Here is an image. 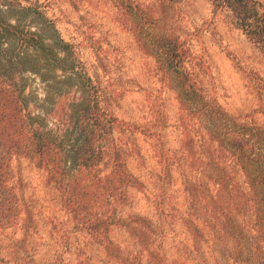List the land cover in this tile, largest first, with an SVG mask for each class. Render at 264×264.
<instances>
[{
	"label": "rangeland",
	"instance_id": "rangeland-1",
	"mask_svg": "<svg viewBox=\"0 0 264 264\" xmlns=\"http://www.w3.org/2000/svg\"><path fill=\"white\" fill-rule=\"evenodd\" d=\"M0 2L8 22L49 46H26L23 66L2 68L23 100V150L6 138L12 124L0 122V264H240L255 233L250 183L264 196V34L252 37L213 0ZM55 58H67L66 69ZM76 85L88 96L96 90L118 120L126 175L108 197L105 171L81 176L87 221L75 218L58 184L77 166L63 154L76 145L68 106ZM64 89L72 95L59 98ZM13 107L6 102L11 118ZM40 127L63 141L66 174L55 181L30 144ZM219 192L233 202L226 232L210 211Z\"/></svg>",
	"mask_w": 264,
	"mask_h": 264
},
{
	"label": "trees",
	"instance_id": "trees-1",
	"mask_svg": "<svg viewBox=\"0 0 264 264\" xmlns=\"http://www.w3.org/2000/svg\"><path fill=\"white\" fill-rule=\"evenodd\" d=\"M213 1L218 5L228 7L232 17L236 19L239 25L247 27L248 33L252 37H256L257 35L260 39L263 37L264 11L259 13V10L264 9V0ZM1 4L3 5V2H0V122L9 121V123L12 124L14 127L13 132L9 133L6 138L9 137V140L14 144L16 149L23 150V148L19 145L22 137L21 133L18 131V124L22 121L20 120V110H22V106H20V104L23 100H21L17 87L13 86V79H11V82L10 79L7 80L9 76H6L5 72H2V68L6 67L9 61L10 64H15V66H23V54L20 50L26 46H32L34 50H39L40 52L42 49L44 50L49 46L44 44L37 32L23 29V27L19 24H12L8 22L2 13ZM10 38L13 39L14 43L11 47L6 48L10 42ZM64 45H66L65 42ZM9 51L16 52V62L13 63L14 56L12 55L13 53L9 54ZM36 58L38 61L40 59V55H36ZM55 59L60 68L66 69V67L61 66V64L67 61V58ZM72 74L75 76L74 72ZM78 77L82 79V83L87 84L88 79L83 74H78ZM90 85L91 89L89 88L88 91H91L93 88L95 89L94 84ZM77 87H79L78 90L80 95L77 96V98L75 97V102L70 100L68 104V106L70 105L69 130L77 136L75 139L76 145L72 150L69 149L66 150V152H63V154H70V159H72L74 164L77 166L73 167V173L69 179H62L58 182V184H61L60 187L64 195V201H66V205L71 209L75 218H81L83 221H87L89 218L91 219V214L88 213L91 203L88 200H81L82 190L79 186L81 176L83 175L89 180L95 178V171H105L106 175L104 178L108 180V184L106 188H104L106 189L104 194L108 197L112 196L113 193L119 192L118 188L121 186L122 181L126 178V175L122 168L121 160H119L120 150L117 147L113 136V131L115 125L118 124V120L112 115H109L107 109L104 110L99 106L97 94L95 92L96 90H94L92 94L90 93V97L88 96L89 92L87 93L85 87L83 88L79 85ZM69 91L70 90L64 89V91L59 94V98L64 97L65 95L68 98L72 95ZM84 92H86V94ZM71 98H74V94ZM6 102H10V104L13 105L15 104L13 109L19 116L14 115L13 118H11L6 113ZM212 105L213 104L211 102L206 103V106L212 107ZM42 128L44 127L42 126ZM35 130L36 131L33 129L31 130L33 136H31L32 141L30 144L33 147L34 153L38 156L41 155L40 160L43 161L42 158H44L47 161L48 173L50 174L51 179H54L53 181H55L56 173H61L62 175L66 174V170L63 168L64 166L60 165L62 160L57 158V155L60 154L58 150V143L61 144L63 141L62 139L57 138L58 136L55 132L52 134L50 131L48 132V130H41V127ZM67 133L68 131H66V134ZM67 137L68 135H66L65 140L69 139ZM238 145L242 146V144ZM109 146L114 148V154L116 156L114 157L112 163H110L112 160H109V162L106 160V156L109 155ZM101 159H104L103 163L105 165L102 163L103 166L100 169L96 168L97 162L101 161ZM106 164H110V168ZM96 181H98L97 178ZM249 187L250 195L247 194L246 200L247 202H252V207L254 209L252 212L253 220L251 222V229L255 230V233L249 237L250 245L248 254L243 260L238 258L237 262L240 264H264V196H255L254 192H259V188L256 187V183H250ZM99 194L103 193L100 192ZM104 194L103 198L106 197ZM211 200L213 204H211L212 206L210 211L214 212L217 218L219 217L221 219L222 222H220L223 225V231L226 232V230L231 228V226L228 227V219L231 217L233 202L221 192H219L214 198H211ZM95 220L97 225L102 224V227H104L105 223L102 219H98L95 216ZM92 223L91 225H94Z\"/></svg>",
	"mask_w": 264,
	"mask_h": 264
}]
</instances>
